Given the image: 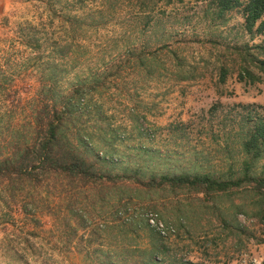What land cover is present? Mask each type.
<instances>
[{
	"label": "rangeland",
	"instance_id": "rangeland-1",
	"mask_svg": "<svg viewBox=\"0 0 264 264\" xmlns=\"http://www.w3.org/2000/svg\"><path fill=\"white\" fill-rule=\"evenodd\" d=\"M246 1L0 0V264H264ZM48 120L79 173L42 160Z\"/></svg>",
	"mask_w": 264,
	"mask_h": 264
},
{
	"label": "trees",
	"instance_id": "trees-1",
	"mask_svg": "<svg viewBox=\"0 0 264 264\" xmlns=\"http://www.w3.org/2000/svg\"><path fill=\"white\" fill-rule=\"evenodd\" d=\"M243 0H218V6L220 12H225L235 8L237 6L242 5ZM264 15V0H247L244 3V20L245 26L247 31H251L254 27L257 20H259ZM255 68L258 72L264 74V61H258L255 64ZM244 75H247L252 81L258 80L253 75L249 74L248 71H245ZM48 112V111H47ZM46 131L48 132V137L45 139V142L42 143V150H41V158L45 163L56 164L57 167L55 170H60L61 172L66 173L67 171H72L79 173L82 170L83 164L79 162H70V161H62L61 157H54L51 154V148L55 147V144L52 143L56 139V135L58 132V125L53 124L51 120H48L46 123ZM57 144V142H56ZM60 158V159H59ZM42 161V162H43ZM44 163V164H45ZM161 184H169L172 186H187L191 188H203L206 191L208 190H218L223 191L226 190L228 187L232 186L231 183H217L214 180H211L208 176H174V177H167L161 176L160 177Z\"/></svg>",
	"mask_w": 264,
	"mask_h": 264
}]
</instances>
